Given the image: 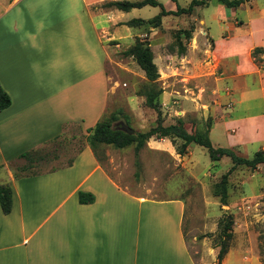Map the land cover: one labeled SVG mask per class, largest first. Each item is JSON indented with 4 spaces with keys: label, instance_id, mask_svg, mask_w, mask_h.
<instances>
[{
    "label": "crops",
    "instance_id": "1",
    "mask_svg": "<svg viewBox=\"0 0 264 264\" xmlns=\"http://www.w3.org/2000/svg\"><path fill=\"white\" fill-rule=\"evenodd\" d=\"M253 2L236 8L249 7L243 37H255L244 49L246 66L225 50L235 24L210 39L237 79L229 80L230 108L212 122L208 139L245 159L248 151L264 154V70L249 56L255 47L264 50V5ZM101 4L0 0V88L10 100L0 111V185L11 197L9 213L0 211V264H198L185 244L182 200L147 199L120 188L86 145L69 167L13 177V167L22 164L18 155L59 136L66 124L65 131L77 126L86 134L105 113L106 43L120 40L118 28L128 21L120 12H129ZM260 190L257 199H264ZM79 192L92 203L79 204ZM203 249L200 264H216L218 249ZM220 264L263 263L243 243H230Z\"/></svg>",
    "mask_w": 264,
    "mask_h": 264
},
{
    "label": "rangeland",
    "instance_id": "2",
    "mask_svg": "<svg viewBox=\"0 0 264 264\" xmlns=\"http://www.w3.org/2000/svg\"><path fill=\"white\" fill-rule=\"evenodd\" d=\"M101 1L98 8L115 10L105 5L114 1L140 0ZM155 1L165 10L174 9L170 0ZM190 1L175 0L182 8ZM253 3L262 7L264 0ZM248 11V6L224 9L215 1H209L207 6L194 7L191 15L162 17L155 28L150 24L128 27L124 25L126 22L123 23L124 26L118 28L120 40L106 43L108 97L104 115L115 117L113 126L116 129L127 125L132 133L147 131L157 119L164 126L180 120L185 131L192 134L204 131L206 125L209 129L212 122L220 120L221 114L230 108L228 83L230 79H237L214 51L211 40L228 33L227 25L235 24L237 27L230 30L235 39L225 50L236 52L239 65L246 66L245 46L255 41V37H243L245 28L242 24L250 18ZM127 12L126 15L120 12L125 20L148 21L159 13V8L144 6ZM134 43H147L157 70L154 88L161 93L154 99L153 109L144 104L143 91L148 83L142 71L131 56L123 54ZM258 57L264 62V55ZM85 136L77 126L68 127L57 158L39 163L35 171L45 172L64 164L85 145ZM180 144L178 139L150 138L137 152L134 144L123 149L101 146L96 152L105 172L127 192L147 199L182 200L184 240L196 263H201L204 246L213 247L218 242V222L224 214H229L233 222L229 245L243 243L250 254L256 251L264 264V199H257L258 189L264 192V168L255 173L244 167L231 169V163L225 157L210 162L206 151L194 144L178 155ZM254 152L248 151L247 158ZM227 172L226 205L222 206L218 200L219 181Z\"/></svg>",
    "mask_w": 264,
    "mask_h": 264
},
{
    "label": "trees",
    "instance_id": "3",
    "mask_svg": "<svg viewBox=\"0 0 264 264\" xmlns=\"http://www.w3.org/2000/svg\"><path fill=\"white\" fill-rule=\"evenodd\" d=\"M209 1H215L220 4L224 9H236L240 4L248 0H191L189 4L182 8L179 7L175 0H170L174 5L173 10H165V8L155 0H140L138 2H128V1H114L109 2L105 6L118 11L127 12L131 9H140L144 6L158 7L159 13L152 17L148 21H143L141 19H131L124 25L128 27H135L143 24H150L152 28L157 27L160 24V19L165 16H180V15H191L194 7H204L207 6ZM145 45V46H144ZM134 43L128 49L124 51L125 56H131L136 65L142 71L148 86L143 91L144 104L146 107L154 108V99L160 95L161 91L154 88V84L158 78L156 67L152 61V53L146 44ZM264 55V50L260 47H255L250 51V58L260 70H264V62L258 56ZM10 104L8 96L0 88V111L6 109ZM115 117L105 116L104 114L98 120L92 128L85 130L86 136L84 137L85 145L90 149L94 157L98 162H101L100 158L97 156V149L101 146H111L114 149H123L125 147L134 144V151L137 152L147 140L154 138L156 140L163 138L178 139L181 141L179 148L177 149V154L182 155L185 153L186 148L190 144L197 145L206 151L208 159L210 162H216L220 158L225 157L229 159L231 163V169L234 167H244L248 170H254L257 165L264 164V154L261 151L255 152L250 159H245L235 155L231 150L226 148H213L208 139V126L204 131H196L195 133H188L183 128L182 122L177 120L174 124L162 125L159 119L153 127L145 132L126 134L122 129H116L113 126V121ZM63 126L62 133L50 139L49 141L43 143L40 147L31 149L24 153H21L16 157V160H21L22 164L14 166L13 177L14 179L22 177L37 176L43 174L44 172L35 171L39 163H45L50 159H55L58 156L61 141H65L63 138L65 127ZM127 127V125H126ZM129 128V127H128ZM83 146H80L73 155L68 157L64 164L61 166L46 170L45 173L53 172L65 167H69L73 161L74 156L81 150ZM230 169V170H231ZM229 172V171H228ZM224 174L219 181V204L222 206L226 205L227 198V174ZM77 201L79 204H90L93 198L90 194H85L79 192L77 194ZM11 197L10 189L7 185H0V211L2 214L6 215L10 211ZM232 218L229 214H224V216L218 222V242L214 245L218 249L215 260L216 264H220L222 258L226 254L229 248V242L232 237Z\"/></svg>",
    "mask_w": 264,
    "mask_h": 264
},
{
    "label": "water",
    "instance_id": "4",
    "mask_svg": "<svg viewBox=\"0 0 264 264\" xmlns=\"http://www.w3.org/2000/svg\"><path fill=\"white\" fill-rule=\"evenodd\" d=\"M122 130H124L126 134H132V131L127 127H122Z\"/></svg>",
    "mask_w": 264,
    "mask_h": 264
}]
</instances>
